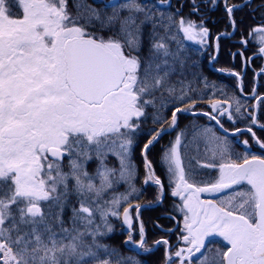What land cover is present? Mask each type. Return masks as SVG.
<instances>
[{
  "label": "snow or ice",
  "instance_id": "obj_1",
  "mask_svg": "<svg viewBox=\"0 0 264 264\" xmlns=\"http://www.w3.org/2000/svg\"><path fill=\"white\" fill-rule=\"evenodd\" d=\"M254 57L264 0H0V264H264Z\"/></svg>",
  "mask_w": 264,
  "mask_h": 264
},
{
  "label": "trees",
  "instance_id": "obj_2",
  "mask_svg": "<svg viewBox=\"0 0 264 264\" xmlns=\"http://www.w3.org/2000/svg\"><path fill=\"white\" fill-rule=\"evenodd\" d=\"M255 3L256 4L260 3V0H255ZM208 14L213 18V20H215L217 17L222 16V13L218 11H212V12H209ZM222 28H223V24L217 23L213 31L215 32L216 29H222ZM238 39H239V36L237 35L230 39L225 38L221 40V52H220L218 60L215 63H210L206 55L200 57V61L203 67L204 74L207 75L209 79L217 81V82H222L227 85H232L234 83V79L231 76L225 73H219L216 71V69L221 68V67L231 68L233 66H235L236 70L238 71L241 69V59L237 57L235 60V64H233L232 57L229 55V49H231L232 51L237 50L238 45L235 44V41ZM256 51H257V45L254 43H250L245 55L252 56V54ZM261 66H264V57H260V58L254 57L247 71V75L245 76V84H246L247 92H250L252 88V80H253L252 69H258ZM261 84H264V80L261 81ZM229 91H231L230 88H229ZM259 91L261 93H264V87H260ZM249 103H255V101L249 100ZM258 135H264V134L258 131ZM142 175H143V170L141 168V178H142ZM119 190L122 191L123 188L121 187ZM151 191H153V189H149V192ZM169 204L167 203V200H166L162 206H157L153 209L144 210L142 212V219L144 220L146 228L148 230V243L149 244H151L153 240L158 239L161 235H163L162 232H159L158 230L153 228V224L156 222L157 217L161 216V214L164 213L169 208ZM159 222L166 226H170L167 220L161 219ZM117 229H119L118 223H117ZM122 239L123 238L120 237L119 234L117 233L115 242L119 243V241ZM163 251L164 250L162 247L159 248L154 253L153 258L156 260L162 259Z\"/></svg>",
  "mask_w": 264,
  "mask_h": 264
},
{
  "label": "flooded vegetation",
  "instance_id": "obj_3",
  "mask_svg": "<svg viewBox=\"0 0 264 264\" xmlns=\"http://www.w3.org/2000/svg\"><path fill=\"white\" fill-rule=\"evenodd\" d=\"M242 138V137H241ZM167 139V137H165V140ZM159 171V169H158ZM167 203L169 204L170 201H167ZM219 244V241H214L213 244L211 246H217Z\"/></svg>",
  "mask_w": 264,
  "mask_h": 264
}]
</instances>
